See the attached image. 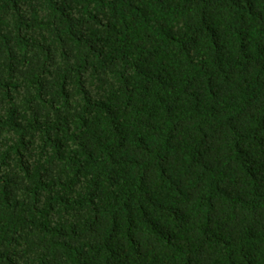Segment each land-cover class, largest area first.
Wrapping results in <instances>:
<instances>
[{"label":"trees","instance_id":"1","mask_svg":"<svg viewBox=\"0 0 264 264\" xmlns=\"http://www.w3.org/2000/svg\"><path fill=\"white\" fill-rule=\"evenodd\" d=\"M0 264H264V0H0Z\"/></svg>","mask_w":264,"mask_h":264}]
</instances>
